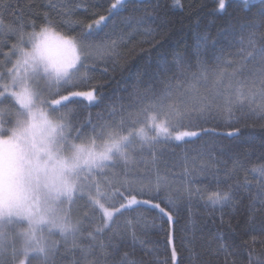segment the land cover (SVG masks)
Returning <instances> with one entry per match:
<instances>
[{
    "label": "snow or ice",
    "instance_id": "6c2138e0",
    "mask_svg": "<svg viewBox=\"0 0 264 264\" xmlns=\"http://www.w3.org/2000/svg\"><path fill=\"white\" fill-rule=\"evenodd\" d=\"M243 2L247 5L248 0ZM50 6L57 8L55 3ZM175 6H181L180 0H175ZM128 7L126 0H114L107 16L99 15L85 31L70 36L55 31L58 25L48 14L38 31L35 21L25 20L22 14L5 24L3 17L10 6L0 5V36L16 39L8 52L0 53L4 57L0 64L4 69L0 71V264H55L61 248L73 256L80 253L72 264H109L108 258L119 253L121 243L133 248L144 245L140 230L148 226L145 212L149 210H158L169 244L182 212L197 227L194 203L212 215L219 211L221 224L225 209L238 211L246 199L245 225L254 229L256 217H264V164L251 169L258 175L255 183L247 175L236 177L253 144L232 152V168L225 165L223 177L220 168L213 171L211 167L221 163L214 149L208 151L207 160L197 152L192 159H199L198 165L189 166L186 155L183 167L188 186L179 197L185 201L183 206L164 194L169 181L160 170L163 152L157 150L162 143H191L202 134L217 135L198 123L215 114L224 117L231 128L226 136L233 140L242 135L238 127L242 118L264 120V0L258 22L241 23L238 32L234 26L224 29L228 48L235 49L227 53L231 59L218 46L220 41L211 40L206 32H196L191 50L165 49L171 22L160 15L159 0L150 10L143 6L144 15L125 17V26L133 33L143 28L154 47L124 89L127 95L118 103L113 101L107 117L98 123L91 117L74 122V98L89 104L102 98L95 87L69 89L93 79L91 73L100 64L104 74L120 69L118 42L106 43L100 34ZM218 7L226 10V0H219ZM131 10L141 11V6L133 4ZM29 27L31 31L26 30ZM209 75L216 87L205 95L198 84ZM260 147L264 149V137ZM226 151L228 146L221 147L218 155ZM164 166L169 167L166 161ZM198 172L211 175L209 186H191ZM81 202L91 210L83 213L84 219L91 220L96 210L101 212L98 225L86 228L84 219L73 216ZM125 214L128 218L118 223ZM213 238L221 242L217 251L232 247L222 234ZM171 260L173 264L177 260L175 247ZM253 260L264 264V258L250 252L248 264ZM113 264L143 261L125 251Z\"/></svg>",
    "mask_w": 264,
    "mask_h": 264
},
{
    "label": "trees",
    "instance_id": "16d2710c",
    "mask_svg": "<svg viewBox=\"0 0 264 264\" xmlns=\"http://www.w3.org/2000/svg\"><path fill=\"white\" fill-rule=\"evenodd\" d=\"M114 0H0V5L10 6V10L4 14V23L9 24L22 14L25 20H34L39 26L44 23V15L48 14L56 22L58 27L56 31L74 36L79 32L86 30V25L92 23L99 15L108 14V9ZM129 7L122 11L119 16L113 17L115 24L109 22L108 27L100 34L105 37V42L110 43L116 40L119 44L118 52L120 69L108 74L103 73V65H98L97 69L91 73L93 79L84 84H80L71 91L90 90L95 87L98 95L102 98L98 102L89 104L83 98H74L75 103L71 105L74 109L73 120L77 123L86 121L89 117L93 123L100 122V118L107 117L113 101L119 102V98L126 96L124 89L131 85L134 79L136 69L141 67L147 59L149 50H152L154 43H148L151 37L144 34V29L140 28L134 32L128 29L122 22L125 17L135 15L137 17L144 15L143 6L157 3V0H126ZM219 0H180V7L175 6V0H159L161 4V16L171 22L169 30L166 32L167 42L164 48L171 51L173 49L183 53L186 49L191 50L195 44V34L199 31L201 34L207 33L211 40H218L226 49L225 56H228L229 49L227 41L224 40V29L231 30L232 26L239 31L241 23L258 22L260 19L259 8L261 0H254L244 4L243 0H227L226 10L218 8ZM55 3L57 8L50 5ZM139 4L141 11L132 12V5ZM15 13V16L12 14ZM61 13V14H58ZM198 22V23H197ZM155 27V25H152ZM31 31L29 27L26 29ZM133 38L129 39V34ZM106 34V35H105ZM160 37H157L159 40ZM231 39V38H230ZM7 41V46H5ZM16 42L15 37L8 39L0 36V53L8 52L11 45ZM153 50L151 55L153 59L156 56ZM4 57L0 55V64H3ZM3 69V68H0ZM195 70V69H193ZM216 85L213 77L209 75L207 80H200L198 84L199 91L202 94L211 93ZM66 94V93H65ZM127 103V102H126ZM134 111V109H133ZM200 127L205 129H214L217 135H201L200 139L192 138L191 143L182 141H173L167 144L157 145V150L163 152V161L160 166L161 173H166L169 181V187L165 189V195H171L177 199V202L184 205L185 201L179 197L183 195V190L187 187V177L184 174V157H189L188 164H199L200 160L193 161L197 152L204 154V159H208V151L214 149L213 155L221 161L219 165L213 164L212 170L220 168V176L223 177V169L232 168L231 154L239 151L249 143L254 145V150H250L247 158L244 160V169L238 170L236 177L243 179L246 175L248 179L255 183L258 175L251 172L253 167L264 164V149L260 147L261 138L264 137V120L256 117L242 118L238 127L241 129V137L238 140L227 138L226 133L231 128L226 123L223 116L215 114V118L198 122ZM199 131V128L194 129ZM251 138V139H250ZM228 146L230 151L219 156L221 147ZM164 161L169 167L164 166ZM193 188L209 186L212 177L209 173H197L194 177ZM255 189H253V193ZM247 199L238 211L225 209V223L221 224L220 215L217 211L212 215L208 209L194 203L192 207L193 220L197 227L194 229L192 223L188 222V213L182 212L180 222L175 226L172 243H168V237L165 231H162L160 225L162 218L158 210H149L145 212L148 226L141 227L140 237L145 241L144 245H137L133 248L129 243H121L119 253L115 257H109V264L114 260L120 259L125 251L131 253L135 259L142 260L143 264H173L171 260L172 248L177 251V260L175 264H248L249 253L259 255L264 258V231H261V222L264 217L257 216L255 228L251 229L245 225L248 219ZM118 206V203H117ZM90 209L83 207L80 211V218L84 219L83 213ZM128 218V214L122 217L118 223H123ZM101 212L96 210L91 220L84 219L86 228L93 227L100 223ZM228 221H231L229 227ZM165 228L167 226L165 225ZM222 234L224 242L232 245L226 251H217L220 241L213 237ZM193 235L195 238H193ZM230 253V254H229ZM80 253L75 256L70 255L61 248L60 254L55 257V264H72L74 258H79ZM255 264V260H253Z\"/></svg>",
    "mask_w": 264,
    "mask_h": 264
},
{
    "label": "rangeland",
    "instance_id": "374dc122",
    "mask_svg": "<svg viewBox=\"0 0 264 264\" xmlns=\"http://www.w3.org/2000/svg\"><path fill=\"white\" fill-rule=\"evenodd\" d=\"M251 1H254V0H248V2H251ZM226 5H227V0H226ZM219 8V7H218ZM108 14H105V16H107ZM56 31V30H55ZM61 35H64L63 33H61ZM10 66V65H9ZM4 69H0V71H3ZM77 91H88V90H77ZM85 207L83 202H81V205L80 206H77L73 209V216L76 217V218H80V213H81V209ZM56 239H60L59 236H56L55 237Z\"/></svg>",
    "mask_w": 264,
    "mask_h": 264
}]
</instances>
